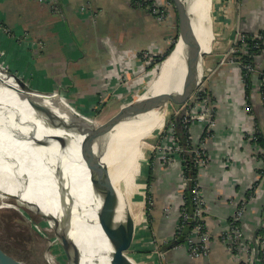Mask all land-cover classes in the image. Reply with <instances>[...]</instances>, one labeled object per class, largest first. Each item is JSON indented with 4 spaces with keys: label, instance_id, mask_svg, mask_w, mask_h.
I'll return each mask as SVG.
<instances>
[{
    "label": "crops",
    "instance_id": "1",
    "mask_svg": "<svg viewBox=\"0 0 264 264\" xmlns=\"http://www.w3.org/2000/svg\"><path fill=\"white\" fill-rule=\"evenodd\" d=\"M236 2L229 6L228 50L237 45L239 35L264 31V0ZM0 28H6L18 38L10 39L7 33L0 32V44L6 52L10 71H19L27 62L36 75V84L43 88L55 91L61 82H87L91 84L88 90H100L99 93L104 92L103 97L131 91L132 85H125L123 81L134 84L147 77L148 73L144 72L149 62L168 43L167 30L160 27L151 14L133 7L128 0H0ZM19 39L28 44H16L14 40ZM35 60L41 65L35 66ZM230 60L206 59L204 81L195 95L196 99L205 98L210 103L215 126L211 129V137L205 141L203 125L193 123L190 131L193 143L204 141L201 146L208 156L207 166L198 172L205 200L203 220L211 238L208 257L191 258L185 246L173 247L164 249V264L246 263L245 253L238 257L239 251H230L219 239L243 201L246 212L239 225L249 249H254L252 264L254 261L264 264V246L259 245V233L264 224V165L261 160L264 145L250 139L258 126L264 140V108L258 77L264 71V49L253 55L254 68L258 72L252 75L249 101L244 97L240 69ZM135 74L138 76L132 78ZM72 85L70 91L75 92L74 88L79 85ZM91 94L87 97L93 96ZM247 104L250 113L245 111ZM183 113L182 108L176 111V116ZM156 156V152L153 153L150 166L146 165V173L151 174L154 181L152 233L149 236L162 249L161 246L174 236L184 184L180 158L164 164ZM251 190L254 195L248 198ZM149 236L141 242L149 240ZM143 248L140 246L138 250ZM132 257L139 264L163 262L156 254Z\"/></svg>",
    "mask_w": 264,
    "mask_h": 264
},
{
    "label": "bare ground",
    "instance_id": "2",
    "mask_svg": "<svg viewBox=\"0 0 264 264\" xmlns=\"http://www.w3.org/2000/svg\"><path fill=\"white\" fill-rule=\"evenodd\" d=\"M183 1L189 9L194 33L202 51L209 53L212 44L207 13L210 1ZM183 49V40L179 37L151 84L133 102L170 91L181 92L185 76ZM7 73L9 72L1 63L0 181L18 186L26 185L60 205V191H56L58 187L55 175V171H59L63 176V191H69L74 203L69 204L72 212L70 230L67 231L60 223L57 235L68 238L71 252H76L80 259L79 264H110L112 250L97 222L100 201L81 153L80 144L84 136L79 134L78 125L75 124L80 121V126L84 128L83 122L59 91L54 93L49 89L46 92L30 87L38 93H46V96L39 97L35 92L25 95L17 81ZM174 81H177V85L173 88ZM168 103L145 116L117 124L95 145L96 153L108 170L117 197L113 213L116 223H121L122 230H126L127 213L131 215L134 229L140 222L141 214L137 211V205L143 197L141 182L146 175L147 160L143 149L148 148V143L145 138L163 127L169 113ZM12 128L20 131H15V135L21 133L26 136V141L10 138L7 130ZM36 140L46 144L35 148ZM27 180L28 185L25 183ZM60 206L63 214L67 206ZM2 207L10 206L2 204L0 208ZM67 262L73 264V260Z\"/></svg>",
    "mask_w": 264,
    "mask_h": 264
},
{
    "label": "rangeland",
    "instance_id": "3",
    "mask_svg": "<svg viewBox=\"0 0 264 264\" xmlns=\"http://www.w3.org/2000/svg\"><path fill=\"white\" fill-rule=\"evenodd\" d=\"M209 1L207 13L212 35V44L210 45V53L206 54L204 57V64L208 57H214L217 59L226 58V60L233 57L229 51L230 49L228 50L229 46H227L229 39L227 31L229 30L228 20L230 18L229 6H231V2L237 4V0ZM168 2L169 0H155V3L166 12L162 21H156L160 27L162 26L165 30H167L168 43L165 45V49L159 52V55L155 57L159 61L149 62L151 65L149 64V67L145 69L144 72L145 75L148 73L147 77L140 82L138 80L134 84H132L131 81H123L125 85H132L131 91L129 90L127 92H123L120 96L103 97L102 94L104 92L99 93L100 90H97L96 92L95 90H88V87L91 86V84L87 82L70 83L69 81L58 83L56 89H54L55 91H59L69 106L76 111L79 119L83 122L84 128L88 131L97 129L113 117L121 108L131 104L138 95L144 93L146 88H148L149 84H151L152 80L155 78L158 68L161 67L162 62L169 56L170 53L168 55L166 53L167 49L171 45H173L174 48L175 42L179 39V30L173 8ZM1 30L2 32L4 31L7 33V36L10 39L17 38L15 35L9 33L6 28H0V32ZM170 30L172 31L171 34ZM14 41L20 46L24 43L28 44L27 41L23 39ZM55 53L58 54L57 52ZM6 56L5 50L0 44V64L3 63L6 70H9L7 71L10 74L16 76L17 79H21V81L26 83L29 87H37L43 91H49L48 89L43 88L42 85L36 84V75L32 72V66L28 65L27 62L26 64H22L23 66L19 71L14 73L10 71V67L6 61ZM237 57L238 55L234 57V60ZM37 64L41 65L40 61L36 63L35 60V66H37ZM136 76H138V74H135L132 78H135ZM72 84L79 85V88H74L75 92L70 91V85ZM55 91L53 92L55 93ZM91 93H93V96L87 97V95H92ZM196 93L197 91L193 94L190 100L187 101L188 103L186 102L187 104L185 106H174L170 102L168 103L169 105L167 110L169 113L163 127L159 132L151 134L145 138V142L148 143V148L143 149L147 160L146 165L150 166V160H152L153 153L155 155V152L157 153L158 147L161 145L164 138L162 133L167 132L170 115L173 113L176 115V111L178 113V110H181L182 108L185 109L193 107V105L197 103ZM206 106L211 110V105L208 100L205 107ZM153 182V178L149 181L146 173L143 181L141 182L143 184V197L137 205V211H140L141 218L139 224L134 229L129 254L130 256H134L135 254H138V256L156 254V257L158 256L161 261H163L161 263L164 264L165 251L163 249H159L160 246L153 242L151 236H149L152 233V221L148 224V221L150 220H147V215L149 211V216L152 220L151 211L153 209ZM2 204H9L10 207L0 208V250L24 264L68 263L65 249L63 245H61L60 239L56 237V226L59 220L57 218L61 214V206L58 203H56L53 199L41 196L26 185L18 186L0 181V205ZM147 235L149 236V240H143V245H140V243H142L141 240L146 238ZM140 246L144 248L138 250ZM159 254H163V256H159Z\"/></svg>",
    "mask_w": 264,
    "mask_h": 264
},
{
    "label": "water",
    "instance_id": "4",
    "mask_svg": "<svg viewBox=\"0 0 264 264\" xmlns=\"http://www.w3.org/2000/svg\"><path fill=\"white\" fill-rule=\"evenodd\" d=\"M172 8L175 11V17L177 21V26L179 30V37L183 40V56L185 60V76L183 80V85L180 93H175L170 91V93H165L161 95H156L150 97L143 101H135L121 108L113 117L107 120L104 124L99 126L97 129L88 131L84 129L79 124L75 123L77 130L80 135H83V140L80 144L82 156L87 163L90 170V180L93 181L96 196L100 201L99 208L97 210V222L100 226L104 236L106 237L110 247V264H139L132 256H130V246L132 244L134 235V222L131 215L127 213L126 215V230H122L121 223H116L115 216L113 213V208L117 204V197L114 193L112 183L110 181V176L108 170L104 164H102L101 158L96 153L95 145L98 140L109 134L111 128L117 124L124 123L130 120H135L146 114L153 112L154 110L163 107L165 104L170 102L174 106H180L185 104L191 96L198 90L201 86L204 76H205V64L204 57L206 53L202 51L201 45L194 33L192 20L189 14V9L183 0H170ZM171 53V52H170ZM170 55V54H169ZM168 58V57H167ZM166 58V59H167ZM165 59V60H166ZM164 60V61H165ZM163 61V62H164ZM162 62V63H163ZM12 76L18 83L21 91L28 95L29 92H35L39 97L46 96V93H38L34 88H30L26 83H23L21 79H17L16 76L7 73ZM177 81H174V86H176ZM174 90V89H172ZM37 92V93H36ZM73 112V111H72ZM75 114V113H74ZM13 130V131H12ZM15 131H19L16 128L7 130L10 134V138L26 141V136L23 134H14ZM20 132V131H19ZM33 132L36 133L34 130ZM28 137V136H27ZM33 138L35 134L33 133ZM46 142L37 141L35 148L44 146ZM57 189L60 191L59 203L66 204L64 213L61 214L59 218L58 225L61 223L64 228L69 231L71 228V209L69 204L73 205L74 201L69 195V191H63L64 182L63 176L59 171H55ZM28 185V180L25 182ZM62 194V197H61ZM68 195V196H67ZM65 196V197H64ZM61 245H63L66 253V259L73 260V264H79L80 259L76 252H71V246L64 237L58 236ZM22 262L15 260L11 256L7 255L5 252L0 250V264H21Z\"/></svg>",
    "mask_w": 264,
    "mask_h": 264
},
{
    "label": "built area",
    "instance_id": "5",
    "mask_svg": "<svg viewBox=\"0 0 264 264\" xmlns=\"http://www.w3.org/2000/svg\"><path fill=\"white\" fill-rule=\"evenodd\" d=\"M131 1V0H128ZM143 2H134L138 7H142L143 10H146L148 13L153 15L156 20L162 21L166 15V12L163 11L158 4L155 3V0H143ZM172 7L171 3L168 2ZM254 39L261 41L264 46V36L255 34ZM238 43H241L242 46L234 47L230 50L231 55L230 62H234L237 64V67L241 70H244L246 74H256L258 71L254 68L252 64H241L237 61L238 58L234 60L235 54L246 53L247 47L246 42L244 41L243 35H239L237 39ZM243 49H242V48ZM254 48H258V42L254 44ZM264 49V48H263ZM226 59V58H224ZM258 77L260 78V87H261V104L264 108V71L260 72ZM243 80V79H242ZM207 104V100L205 98H198L197 103L193 105V107H188L183 109L184 113L181 117V123L183 128L185 129V133L187 135V142L189 144L188 148H184L178 140V137L175 134V125L174 123H168L167 132H163L164 136L161 145L158 147V151L156 153V157L164 164L169 163L173 158L178 157L182 163V172H181V180L184 184V188L182 190V204L181 208H179L178 214V224L176 226L175 234L180 235L183 225L187 221H192L196 223V226L191 230L189 235L186 237L185 244H178L174 246V248L185 246L188 256L191 258H199V257H208V249L210 243V234L205 228L204 223V210H205V200L202 195V191L200 189V185L198 183V172L203 170L208 164V156L201 146L207 138H210L212 135L211 129L215 126L214 120V110L211 107V110L205 107ZM245 111L250 113V107L247 104L245 107ZM193 123H198L200 126L203 125L202 134L204 135V141H200L199 144H195L192 141V137L190 134L191 126ZM257 127L254 132L251 134V141L253 142L256 139V134H258ZM162 138V137H161ZM255 142V141H254ZM185 154L190 156L191 163L193 168L197 171V177L194 180L193 186L189 188V194L192 205V213H189L187 208L184 206L185 201V190L187 189V184L190 181L184 175V169L186 168L187 161L185 160ZM262 164L264 165V152H262ZM253 193L250 194L249 197L252 196ZM168 211V210H167ZM245 201L240 203L237 206V209L229 222L227 229L221 233L219 239L220 241L227 246L230 251L242 253L246 255L247 261L244 264H252V259L254 260V249H249L244 233L240 228V221L243 219L245 215ZM262 235L259 237V245L264 246V224L262 225ZM175 234L172 239H174ZM256 251V250H255ZM163 253V252H162ZM159 256H163V254H159ZM255 264V261L253 262Z\"/></svg>",
    "mask_w": 264,
    "mask_h": 264
},
{
    "label": "trees",
    "instance_id": "6",
    "mask_svg": "<svg viewBox=\"0 0 264 264\" xmlns=\"http://www.w3.org/2000/svg\"><path fill=\"white\" fill-rule=\"evenodd\" d=\"M129 2H130V4L133 7H137L139 9H142V7H138L137 5H135L134 2H143L144 3L143 0H131ZM169 2H170V0H169ZM173 12L175 14L174 9H173ZM258 34L264 36V31H261ZM243 37H244V41L246 42L247 52L246 53H242L241 52L239 54H235V56L238 55L237 61H239L241 64H252V65H254V63H253V55H255L258 52H260L261 50H263L264 46L262 45L261 41H258L257 39H254V35L243 34ZM257 42L259 44V47L258 48H254L253 46ZM240 46H242V44L241 43H237L236 47H240ZM172 49H173V45H171L167 49V51H166L167 55L171 52ZM153 61H159V60L155 58ZM240 72H241V76H242L243 84H244V97H245V100L246 101H249L248 99L250 98L251 88H252V83H251L252 74H246L244 70H241ZM181 117H182V114H179L178 116L172 115L170 117V121H173L174 122V125H175V134L178 137L179 143L184 148H188L189 147V144L187 142V135H186L185 129L183 128V125L181 123ZM256 127H258V126H256ZM258 132H259V130H258ZM204 135L205 134H203L202 137H204ZM254 141L257 144H259V145H262V144L264 145V143H263L264 140H263V137H262V135H261L260 132L258 134H256V139ZM263 145H262V147H263ZM184 158L187 161L186 168L184 169V175L188 179H190V181L187 184V189L185 190V193H184V196H185L184 206L187 208V210H188L189 213H192V205H191V199H190V194H189V188L191 186H193L194 180L197 177V171H196L195 168H193L192 163L190 162L191 161L190 156L187 155V154H185V157ZM148 178H149V181H150L151 180V174H149ZM252 191L253 190H251V192L248 193V195H247L248 198H249L250 194L253 193ZM252 195H254V193ZM147 216H148L147 220H150L151 218L149 216V211H148V215ZM230 221H231V219H230ZM150 222L151 221H148V224ZM195 226H196V223H194L192 221L185 222L184 225H183V229H182L180 235H177V234L174 233L175 234L174 239L165 242L161 246L162 249L163 250L164 249L165 250H168V249H171V248H173L174 246H176L178 244H185L186 243V237H187V235H189V233L191 232V230ZM259 234L262 235V232H260ZM259 255L260 256H263V252L259 251Z\"/></svg>",
    "mask_w": 264,
    "mask_h": 264
}]
</instances>
